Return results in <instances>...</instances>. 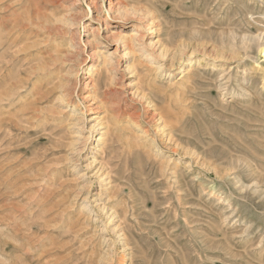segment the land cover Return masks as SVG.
I'll return each instance as SVG.
<instances>
[{
  "label": "rangeland",
  "instance_id": "374dc122",
  "mask_svg": "<svg viewBox=\"0 0 264 264\" xmlns=\"http://www.w3.org/2000/svg\"><path fill=\"white\" fill-rule=\"evenodd\" d=\"M0 264H264V0H0Z\"/></svg>",
  "mask_w": 264,
  "mask_h": 264
}]
</instances>
